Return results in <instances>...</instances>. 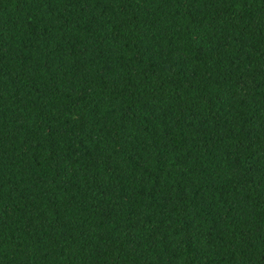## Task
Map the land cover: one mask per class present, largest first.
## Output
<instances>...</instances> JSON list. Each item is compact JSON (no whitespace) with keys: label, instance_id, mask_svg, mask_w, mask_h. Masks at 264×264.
Instances as JSON below:
<instances>
[{"label":"trees","instance_id":"trees-1","mask_svg":"<svg viewBox=\"0 0 264 264\" xmlns=\"http://www.w3.org/2000/svg\"><path fill=\"white\" fill-rule=\"evenodd\" d=\"M0 264H264V0H0Z\"/></svg>","mask_w":264,"mask_h":264}]
</instances>
